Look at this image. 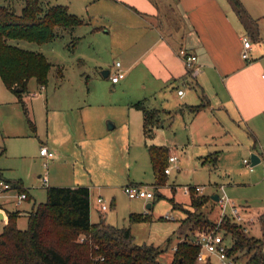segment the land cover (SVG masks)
Listing matches in <instances>:
<instances>
[{"label":"crops","instance_id":"obj_1","mask_svg":"<svg viewBox=\"0 0 264 264\" xmlns=\"http://www.w3.org/2000/svg\"><path fill=\"white\" fill-rule=\"evenodd\" d=\"M77 1L76 6L72 0H69L66 5L73 13L90 21L85 20L83 24H91L92 18L103 19L109 14L126 15L132 21L127 24V19H124L121 26L118 27L121 31H129V29L135 28L136 23L142 22L141 24H143L144 22L146 24L147 49L135 56L134 59L130 57L126 61L125 71L122 69L123 63H121V69L125 73L122 79L125 80L112 82V84L119 83L116 89H120L124 93L109 101H114L118 108L114 112L110 111V113L99 117L94 115L96 104L105 100L104 95H87L82 99L79 94H70L65 98L64 95L58 97L47 92L45 103L48 105V100L51 98L53 105L47 106V129L44 133L45 137L40 139L41 145L54 151V154L48 159L51 170L49 172L47 166L49 183L47 187L88 186L90 189V213L93 201L96 210L107 220L106 211L108 209L101 210L100 204L97 202V195H112L128 183H143L140 177L131 175L133 174L132 166H136V169L139 170L140 166L145 163L146 152L151 164L148 149L150 144H159L169 148L162 139L156 142V135L158 131L164 133L166 128H172L176 116L179 115L186 117L189 121L186 122L185 119L184 123L188 137L192 136L191 130L194 123L198 119L205 118L212 128H215L220 134L224 133L225 138L231 137L228 134L230 131L228 132L225 127L230 126L234 135L239 132L238 130L245 132L249 138L246 144L249 152H256L260 156V161H264V23L260 20L264 16V0H241L249 13L258 21L255 37L247 33L244 24L239 20L228 0ZM93 28L99 31L105 27L102 25ZM109 31L110 29L105 33ZM244 37L251 39L248 49L249 60L242 56ZM180 48L188 49L197 55L195 68H192L191 72L179 54ZM140 60L142 66L138 75L141 78L133 84V86H138L135 88L131 85L130 78L133 74L132 70ZM103 70L108 72L106 77H110V74L115 71ZM59 75L62 77L63 73L59 71ZM148 76L149 80H147ZM88 82L89 77H86L85 83L88 84ZM63 84L59 85L60 88ZM147 85L150 86V94H148L150 96L139 95V88L146 89ZM188 85L194 88V91L186 92L184 90V95H179L178 89ZM40 86L43 89L47 87V85ZM87 89V93H90V88L87 87ZM17 96L18 101L21 102L23 98L18 94ZM201 96L207 100V105L204 109L194 113L189 109V106L201 103ZM141 100L146 107L161 110L162 122L153 128V134L150 136L144 132L143 111L133 105ZM106 118L114 119V121L107 122V128H105ZM109 124H113L111 129H116L111 131L108 128ZM164 135L167 134L164 133ZM173 140H179L177 135ZM228 140L226 139L225 142ZM115 141L121 150L134 149L135 151L132 155L133 158L127 161L125 157L118 159L125 167L128 165L129 170L126 178L122 176L123 169L118 167L115 161L111 164L112 148ZM200 149L202 151H199ZM200 149L196 152L199 153L197 157L201 163L217 168L220 160L219 151L210 150L208 147ZM170 151L171 154L175 153L178 156L174 162L176 164L179 158L183 157L184 149L178 151L177 148L174 151L170 149ZM40 156L45 159L41 153ZM112 167H114L113 170H111ZM0 170L3 171V168ZM40 175L41 173L37 174L39 178H41ZM97 175L98 177H96ZM21 179L19 178V181L25 185ZM166 180L168 181L167 178ZM25 188L28 194L26 200L35 204L37 201L33 199L30 188ZM214 194L216 193L210 195L211 198ZM14 195L15 190H10L0 196V211L4 215L0 221L3 223L8 222V211L18 210ZM114 199L115 196H112V204ZM13 204L16 205V209L9 208ZM239 204L254 212L256 219L258 218L264 224V211L252 209L249 204ZM145 206L147 209H151L153 204L146 202ZM132 208L131 213L151 214L149 211H142L143 204L140 207ZM215 209H218V204ZM219 211L220 209H218V215ZM161 218L164 216L162 215ZM91 221L93 222L92 213ZM161 255L169 258L170 261L166 263H170L174 258L173 253L169 254L165 250L161 252Z\"/></svg>","mask_w":264,"mask_h":264},{"label":"rangeland","instance_id":"obj_2","mask_svg":"<svg viewBox=\"0 0 264 264\" xmlns=\"http://www.w3.org/2000/svg\"><path fill=\"white\" fill-rule=\"evenodd\" d=\"M44 1L50 4L69 3V0ZM72 1L76 6L78 1ZM0 3L10 4L19 11L24 6L25 0H0ZM124 19H127V24L132 22L126 15L122 16L121 14H109L103 19L92 18L91 24L77 25L76 30L73 32L64 30L61 36L43 44L16 38L9 40L10 43L42 52L53 64L49 72V81L46 88L43 89L35 78H31L28 82V90L21 96L24 105L27 107V111L24 105L18 101L17 94L8 90L5 86L0 75V168H3L4 177L7 179L18 180L22 178L25 183L23 186L30 188L29 190L34 197L33 199H36L38 203L47 200V186L37 176L38 173L43 175L46 171V168L43 166L45 159L40 156L39 148L41 145L40 139L45 137L44 133L47 129V106L53 105L51 98L48 100V105L45 103V96L47 92L58 97L64 95L65 98L70 94H79L82 99L87 95H104L105 100L96 104L94 113L96 117L118 109L114 101H109L116 99L117 95H123L124 92L116 89L119 83L112 84L111 78L103 77L101 71L103 69L114 71L117 61L123 63L122 69L125 71L126 61L130 57L134 59L135 56L140 55L142 51L147 49L146 24L139 22L136 23L137 25L134 29L121 31L118 27L121 26L120 24ZM85 20L89 21L88 19ZM260 20L264 23V16ZM102 25L105 28L99 31L93 28ZM108 29L110 31L105 33ZM77 36L79 37L78 42L73 47V39ZM141 66L142 61L140 60L136 64L135 69L132 70L133 74L130 78L132 86L141 78L138 75ZM59 69L63 73L62 77L59 75ZM86 77H89L88 84L85 83ZM124 80L121 79V82ZM147 80H149V76ZM97 82H99V87L97 86ZM62 83L64 84L60 88L59 85ZM147 86L148 88L143 90L139 88V95L150 94V86ZM87 87L90 88V93H87ZM133 87L138 88V86ZM182 89L186 92L194 91V88L189 85L184 86ZM147 100L149 101L150 97ZM29 119L34 121L36 129L32 127ZM185 119L187 120L186 122H189L186 117L176 116L172 128H166L164 132L167 134L166 136L163 132L160 133L159 131L156 135L155 141L157 142L162 139L163 143H166L172 151L177 148L178 151L184 149L183 157L179 158L178 164H174L172 172L166 176L168 181L159 184V187L156 189L154 171L147 152L143 166H140L139 170L136 169V166H132L133 169L131 168L133 172L131 175L138 176L143 181V183L136 182V184H147L154 193V198L149 200L131 198L123 190L125 185L112 195H102L109 204V208L106 211L109 223L122 227H131L136 243L143 244L146 242L162 247L166 246L165 251L169 254L173 253V247L176 246V241L180 238L177 229L182 218L186 216L185 209H192L189 205V195L183 192L185 185H203L205 189L202 194L211 195L212 193H216L219 196L225 194L237 204H249L252 209L264 211V161L254 165L252 171L243 162L244 159L250 161V156L253 152H249V148L246 146L249 139L246 133L238 130L239 132L234 135L229 126L230 128L225 127V129L228 132L230 131L228 134L231 137L225 138L223 136L225 134H220L215 128H212L205 118L198 119L194 123L191 130L193 132L192 136L188 137L184 129ZM108 121H114V119L106 118L105 128H107ZM115 129H111V131ZM176 135L179 139L178 141L173 140ZM226 139L229 140L225 142ZM202 147L219 151L220 160L217 168L201 163L197 157L199 153L196 151ZM112 150L111 164L115 161L116 165L123 169L122 176L126 178L129 170L128 165L125 167L119 160L122 157H125L126 161L133 158L132 155L135 151L134 149L121 150L116 141ZM199 151L202 150L200 149ZM48 167V171L50 172V162ZM113 169L114 167L111 168V170ZM157 192L162 193L164 196L158 199ZM112 196H115L113 204ZM172 199L177 202V207H174ZM146 202H151L153 207L147 209L145 206ZM142 204V211L145 210L151 213L149 218L143 222H132L129 219L132 207H140ZM16 205L13 204L9 208L16 209ZM33 205L32 201L27 200L17 205V209L22 210H19L18 213L17 226L19 228L27 226L28 219L24 211L31 210ZM216 205L217 202L215 203L210 200L207 201L203 209L206 212L208 211L209 216L217 222L219 215L217 214L218 209H215ZM91 213L93 222H97L100 212L96 210L93 201L91 203ZM166 214H169L170 218H161L162 215L165 217ZM5 224L0 221V234L3 232ZM250 228L251 235H255L264 241V224L258 218L254 220ZM158 258L160 261H170L165 255H159ZM238 263L248 264L247 257H240Z\"/></svg>","mask_w":264,"mask_h":264},{"label":"trees","instance_id":"obj_3","mask_svg":"<svg viewBox=\"0 0 264 264\" xmlns=\"http://www.w3.org/2000/svg\"><path fill=\"white\" fill-rule=\"evenodd\" d=\"M248 34L256 36L258 21L241 0H228ZM85 20L69 10L66 4H49L44 0H25L24 6L17 11L10 4L0 3V75L5 86L22 96L28 82L35 78L39 85H47L52 62L42 52L27 49L10 43V39H22L39 44L61 36L62 31H74ZM79 37L73 39L76 46ZM189 72L192 68H189ZM59 71H61L59 69ZM20 88L21 91L16 90ZM22 105L23 99H21ZM143 111L144 132L149 136L152 130L162 122L159 108H148L144 102L133 104ZM207 105L201 96V103L189 106L192 112H198ZM24 108L27 111L26 105ZM31 125L35 128L34 121ZM151 164L155 174V185L165 183L170 148L163 145L148 146ZM0 179L13 184L18 191L27 193V189L18 180L4 177L0 170ZM158 188V187H157ZM156 188V189H157ZM46 201L35 202L31 210L25 211L28 222L25 228L17 226L19 211H8V222L0 234V264H212L199 263L197 253L199 245L193 241V234L208 227H214L216 221L203 208L207 201H214L209 194L191 190L186 216L178 225L177 248L170 263L160 261L158 256L165 247L154 243H136L131 227H122L109 223L103 215L97 222L91 221L90 189L81 186L47 187ZM157 198L164 196L156 193ZM28 198V194L27 197ZM174 207L177 202L172 199ZM147 214L131 213L132 222L144 221ZM230 235L232 244L229 254L237 260L246 256L248 264H264L263 239L245 231L242 224L231 218L222 222Z\"/></svg>","mask_w":264,"mask_h":264},{"label":"built area","instance_id":"obj_4","mask_svg":"<svg viewBox=\"0 0 264 264\" xmlns=\"http://www.w3.org/2000/svg\"><path fill=\"white\" fill-rule=\"evenodd\" d=\"M250 45L251 39L248 37H244L242 56L247 60H249L250 57V53L248 52ZM179 54L188 69L195 68V64L197 62L196 54L190 52L185 48H180ZM116 67L117 69L114 71V73L110 74L111 81L114 83L120 81L125 76L124 71H122L121 69V62L117 61ZM184 92L185 91L182 88L178 89L179 95H184ZM39 152L45 157L43 166L46 168L45 173L43 175H40L41 181L45 186H48V159L54 154V151L45 145H41ZM177 157V154L170 153L167 162L168 165L164 169L166 174L171 173L173 169L172 166L177 160ZM243 162H245V164L252 171L254 167L252 162H250L248 159H244ZM192 189L198 193H202L205 189V186L185 185L183 187V192L186 195H189ZM10 190H15L14 199L17 205L26 200L27 193L25 191H18L16 188H14L13 184L9 183L5 179H0V196ZM123 190L125 194L127 196H130L131 198L151 199L155 197L151 188L147 184L128 183L123 187ZM97 202L100 204L101 210L105 211L109 208V204L106 202L103 196L97 195ZM217 204L218 209H220V213L219 219L215 223V226L198 230L193 234V241H195L199 245V251L196 256L197 260L199 263L211 262L212 264H239L238 260L234 256L229 254V248L232 244V240L230 239V235L227 233L225 228H221V224L223 221H225V219L229 217L233 222L242 224L245 231H250V225L254 222V219H256V214L254 212H251L245 206L239 203L237 204L235 201L229 199L225 194L219 196ZM164 218H170V215L166 214ZM176 248L177 245L173 247V250L175 251Z\"/></svg>","mask_w":264,"mask_h":264},{"label":"water","instance_id":"obj_5","mask_svg":"<svg viewBox=\"0 0 264 264\" xmlns=\"http://www.w3.org/2000/svg\"><path fill=\"white\" fill-rule=\"evenodd\" d=\"M101 72H102L103 76H105V77L108 75V72H106V70H102ZM16 90L21 91L20 88H18V87L16 88ZM112 126H113V124H111V125L109 124L108 128L111 129ZM250 162H252L253 165L260 163L261 162L260 156L256 152H252L251 156H250ZM212 198L217 201L219 199V196H218V194H214V195H212ZM3 217H4L3 212L0 211V220L3 219Z\"/></svg>","mask_w":264,"mask_h":264}]
</instances>
